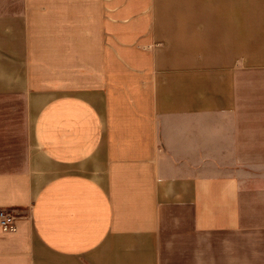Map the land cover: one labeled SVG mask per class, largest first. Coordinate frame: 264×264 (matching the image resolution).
<instances>
[{"label":"crops","instance_id":"crops-1","mask_svg":"<svg viewBox=\"0 0 264 264\" xmlns=\"http://www.w3.org/2000/svg\"><path fill=\"white\" fill-rule=\"evenodd\" d=\"M0 0V264H264V0Z\"/></svg>","mask_w":264,"mask_h":264},{"label":"built area","instance_id":"built-area-1","mask_svg":"<svg viewBox=\"0 0 264 264\" xmlns=\"http://www.w3.org/2000/svg\"><path fill=\"white\" fill-rule=\"evenodd\" d=\"M17 216L14 212L0 209V227L4 233L17 231Z\"/></svg>","mask_w":264,"mask_h":264},{"label":"rangeland","instance_id":"rangeland-1","mask_svg":"<svg viewBox=\"0 0 264 264\" xmlns=\"http://www.w3.org/2000/svg\"><path fill=\"white\" fill-rule=\"evenodd\" d=\"M140 1H141V0H138V1H137V4H138V3L140 4ZM128 2H129V0H123V1H121V2H120L121 7H123L124 4H125V5L128 4ZM154 3H157V4H158V3H159V0H154ZM139 4H138V5H139Z\"/></svg>","mask_w":264,"mask_h":264}]
</instances>
